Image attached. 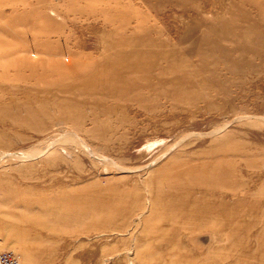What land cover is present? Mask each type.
Segmentation results:
<instances>
[{
	"label": "rangeland",
	"instance_id": "1",
	"mask_svg": "<svg viewBox=\"0 0 264 264\" xmlns=\"http://www.w3.org/2000/svg\"><path fill=\"white\" fill-rule=\"evenodd\" d=\"M3 250L264 264V0H0Z\"/></svg>",
	"mask_w": 264,
	"mask_h": 264
},
{
	"label": "built area",
	"instance_id": "2",
	"mask_svg": "<svg viewBox=\"0 0 264 264\" xmlns=\"http://www.w3.org/2000/svg\"><path fill=\"white\" fill-rule=\"evenodd\" d=\"M0 264H19L18 256L12 250L0 251Z\"/></svg>",
	"mask_w": 264,
	"mask_h": 264
}]
</instances>
